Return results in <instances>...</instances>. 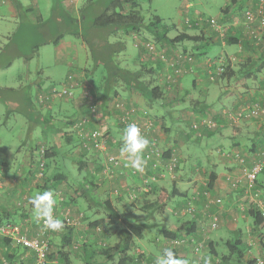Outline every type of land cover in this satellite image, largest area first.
<instances>
[{
	"label": "crops",
	"instance_id": "0c3cea01",
	"mask_svg": "<svg viewBox=\"0 0 264 264\" xmlns=\"http://www.w3.org/2000/svg\"><path fill=\"white\" fill-rule=\"evenodd\" d=\"M47 1L49 3L47 12L49 13L52 10V0ZM228 1L229 0H227V2L221 7V11L227 6V4L229 3ZM233 1L235 2L234 5L238 6L241 4L245 5L256 3L259 0ZM60 3L61 6L64 7L65 1L61 0ZM25 6L26 7H22V11H25V15L23 16L24 20L22 19L23 22L21 24V27L28 24L34 28L39 24L33 23L35 19L30 18V12L34 11L33 9H36V15L43 18L44 16L41 15V9L38 5L34 6V8L33 6H31V4H27ZM228 6H231L228 9L229 12L233 5L229 4ZM27 8L29 10L26 13ZM18 11L16 10V7H14L13 0H0V20L12 23V20L18 15ZM48 20L49 17H47L46 19L44 18V23ZM196 27L200 30L199 34L202 35L203 39L201 40L204 41L205 46L203 47V49H201V46L191 40H189V43L183 42L173 46L175 50L183 49L193 51L194 62L192 65V70L185 72V74L180 77L178 81V88H176L175 90V92L178 94H175L173 95V97H171L173 94V88L169 90L164 89V92L161 95L160 99L166 100L167 95H169L171 99L170 101H167L169 102L168 105L166 104V102L162 105L167 110L162 113L163 119H161L164 121H173L175 118H177L175 116L176 113L181 114L185 112L188 114V118H192L191 122L189 123L192 135H196L198 131L201 134V137L197 135L195 136L197 137L196 140L199 141L203 138L206 140L216 138L218 142V146L216 148L220 147L225 151L230 152L231 154L239 152L245 156L246 162L250 163L251 160H248L250 155L249 153H251V151L254 149L256 150V148L264 149V116L259 119L260 123L257 125H255L253 121L241 120L234 123L233 127H228L229 124L226 123V121L224 120L226 118H224L223 116L221 119H218V121L219 123L222 122L226 124L219 129L216 128L217 130H209L204 126H200V129L194 130L193 125L201 124L202 121H200V119L203 118L201 116H203V113H208L207 115H210V110L216 111L221 117V107L227 104L236 107L241 105L242 103H245L247 100L258 99L259 102L261 101L264 106V42L260 45H253L252 43H250L246 36H244L245 34L241 25L232 26L233 28L227 34L228 36H231V38H235L236 41L239 40L240 42H238L237 44H227L224 41V38L215 31L208 28H199L198 26ZM204 30L206 32H204ZM180 32L187 33L184 30ZM187 34L193 36L196 35L191 33ZM50 35L53 34L51 33ZM173 36H175V34L170 37ZM47 40H49V36H47L43 42L48 43ZM36 44L38 45V47L34 48V44L30 54H35L36 56H38L37 52L41 43ZM4 45V43L1 44L0 42V51L2 50ZM52 45L54 49V59L56 60V62H62L68 67V71L63 77L64 83L72 82L74 77V72L72 71V63L74 58H76L73 52L74 44L71 43L65 35L60 39L58 44ZM14 56L15 55L13 54L12 57ZM219 57L222 58L224 63L227 65L226 74H220L218 76L215 75L213 79H210L208 71L214 69V62H216ZM32 58L33 56H30L29 54L20 57H14V59H11L10 65L6 67H0V69H9L16 62V59H19L21 61V65L23 67V70L20 72L21 77L24 76L22 77L25 79L24 82H21L16 86H4L14 88L12 91H5L3 89H0V102L6 104L10 103V105L14 109L18 110L23 115V117L24 115L25 117H27V122H25L24 119L19 121L20 132L18 134V138H22L27 124L28 134L32 135V133L30 132V129L33 132L31 122L36 121V124L44 126L43 128L45 130L44 133L42 132V141L39 142L32 138L33 141H31L30 145L28 147L25 146L24 148L22 147V145H10L7 140L4 141L0 139V221H15L16 223L24 224L26 225L25 228H27L28 232L30 233H34L35 229H37L39 218L36 214L34 206L30 203V200L40 192L38 183H36L37 181H35L36 160L38 156L37 152L42 146H49V148L52 147V152H55L57 148V141L46 132H53L54 129L51 126V122L45 120L46 117L39 116L42 113L43 109H45V111L47 110V115H45L47 116V118L52 114V111H55V114H62L63 116L71 117H77L80 112L79 103L76 101V97L80 95L79 90L76 92V96L74 98L56 101L47 107L35 105L33 96L36 95L35 101L37 102V96L41 93H45L46 90L50 88L51 85H55V83L54 81L48 82V79L47 81L46 79L45 81L40 80L43 78V76H38V74L42 72V66L39 62H36L32 67L30 64ZM209 60H211L213 64L210 63L209 65ZM248 65L250 66L248 67ZM158 70L155 73V77L157 76ZM241 72L245 79L239 80L237 79V73ZM35 74L36 77L32 78V75ZM33 91L35 92V94L32 96ZM9 94L11 95V97L9 96ZM16 94H19V96L12 97V95L14 96ZM175 100L180 101L178 105H174L172 103ZM14 102H17L18 104L16 105ZM127 102L128 105L136 109L138 114H141H139V118H143L144 110H140L141 106H139L138 104H136V106L135 103L131 101V99H128ZM66 106L69 107L68 110L64 108ZM29 108L32 109L31 112H36V116L34 119L31 112H28L26 114L25 110H29ZM142 108L149 110V107L147 106ZM103 117L106 122L107 132L109 133V135H111V141H114L113 152H116L119 146L123 145L122 133L124 130L116 122V117L114 118V120L113 118H108L104 115ZM158 121L161 122V120L159 119ZM46 122L47 124L48 122H50V125H44ZM118 129L120 130L119 132ZM58 131H60L61 135H63L65 129L60 128L58 129ZM158 131L159 129L157 128L155 132L157 138L159 139L160 145L161 147H165V139L158 134ZM178 132L180 133V131ZM1 137L5 138V135ZM192 141L193 139L189 138L188 142L184 144L185 141L182 140L179 142L178 147L177 143H173L172 145H168L165 149H170L171 154H174L175 157L178 158L182 155V153L180 152L183 150V145H185L186 147L187 143ZM204 147L205 145L200 146L201 149H204ZM67 149L68 148H66V150ZM116 153H118V151ZM203 153L204 155H202V159L207 157V160L209 161L207 167L209 168L208 173H216V177L210 187L208 186L209 177L206 180L205 177H203V179L202 177L197 176V166H191L190 174H187V172H189L188 164L186 161H182L183 164H180L179 172L177 174L171 173L172 176L174 175L175 179H172L171 176L168 177L166 174L164 177H159V175H162V173L160 172L161 169H159L158 172H160V174H158L157 177L159 178L158 180L162 178V181L157 185L153 184V187H151L149 192L141 193L139 197L131 204L132 206H136L135 210L140 213H150L149 209L151 206V209H153L154 212H157L156 216H158V222L156 218H153V222H147L143 227L144 232H142L143 230L141 229L142 236H150L151 233L154 232H149V230H160L157 226L163 228L164 226H167L169 224H179L183 221H194L195 231L192 234L183 233L182 236L184 238H182L183 241L181 243L172 246L170 243V241L172 240L164 238L161 234V239L163 240L165 245L168 244L170 247L174 248L177 251V255L181 259H184L188 262L190 261V263L191 259L194 258L193 255L195 251L192 250V246L190 243H185V239L191 238V240L194 241L204 240V242L210 246L212 252L214 249H217L218 245L222 242L221 237H223V232L221 230L208 231L207 229H205V217L208 215H216L217 217L219 215L220 220H218L220 224L223 221V223L227 222L226 224L231 228L228 231L231 232L232 235L240 233L243 241L248 245V252H251L252 248L249 244L253 243L254 234L259 233L261 235H264V228L259 230L257 227H254V225L252 224V219L247 214V211H241L234 205L236 193L232 191L233 189L231 187H229V185L225 181V177L226 175H230L232 172H235L234 170L237 166L235 160L225 159L219 154H212L211 152H206L205 150H203ZM72 159L75 160L78 158H75L73 156ZM47 162L49 164L47 174H54L56 172L55 167L51 166L52 162H49L48 160ZM97 163H99V159H97ZM128 168L129 167H127L126 170ZM182 173H185L184 176H187L186 180L180 181L176 179V176L180 178L182 176ZM192 173L195 174V178H192ZM263 174L264 173L258 175L255 186L264 192ZM122 178L125 183H128L129 179L132 180L130 177L127 178L125 174ZM167 178L172 179L171 185H174L175 188H177L179 195L170 197V199L166 203L165 208L162 211H158L156 204L157 195L161 190H170L172 188V186H170L169 189L167 188ZM75 179L77 184H75V186L73 185L70 191L71 195H73V198H71L69 204L71 210L74 212L75 210L82 208L84 204L87 208V211H84V213L87 216L89 213H96L93 214V217L81 221V223L79 222V224L77 222L74 227H71L72 243L70 246H68L70 254L76 252L85 253L84 246L88 245L86 241V234L90 233L89 228L92 226V222L103 218V216H98L97 213L100 208L105 207L103 205V202H111L114 208L120 213L118 206L119 202H121V200L123 201L121 196H117V194L113 193V189L119 186L118 181L120 177L114 179L116 181L113 180L110 183L101 178H98L97 182L88 181L86 179L82 180L81 178H79V176H76ZM67 182L69 183L68 179H66L65 177L62 178L59 181V187L62 188L63 185L68 184ZM90 182L92 183L90 184ZM81 183L83 186L81 185ZM90 185L92 187H90ZM81 192L84 196L81 195ZM240 193H242L241 190ZM217 198L221 199V203L215 202ZM85 200H87L88 202ZM124 201L122 203H125ZM188 202L192 203V205L194 206V210L192 212L185 211V207L187 206ZM182 207L184 208L179 211V209H181ZM233 207L236 209L235 211L232 210ZM222 216L224 217V220H222ZM167 218L169 219V222L164 223ZM95 229H99V226L96 225ZM63 232H65L64 229L51 232V240L53 241V244H60L59 241ZM104 233L105 235L107 234L106 231ZM79 237L83 238V242H78L80 241ZM172 242L174 243V241ZM0 249H2L3 252L5 251V249H7L5 247V242L1 239ZM8 251L13 255L14 259L18 260V262L26 263L29 260L28 256L30 253L27 250L23 251L21 247L18 250L8 247ZM248 257L249 254L247 258ZM252 258L257 259L258 256H252ZM72 259H74L73 256L71 257V261ZM255 264H257V262H255Z\"/></svg>",
	"mask_w": 264,
	"mask_h": 264
},
{
	"label": "rangeland",
	"instance_id": "374dc122",
	"mask_svg": "<svg viewBox=\"0 0 264 264\" xmlns=\"http://www.w3.org/2000/svg\"><path fill=\"white\" fill-rule=\"evenodd\" d=\"M22 7H26L25 5L31 4V6H36L38 5L41 9V15L44 16L46 19L49 15L47 12V7H48V1L47 0H17ZM65 1L64 3V8L71 12L70 14L73 16H77L79 13V8L83 3H85L86 0H63ZM140 4V7L142 9V14H143V20L146 22L149 20V18L153 16H158L161 19V23L167 25L169 27V31L167 33V36L170 37L173 34H176L180 31H185L187 33L191 34H197L200 32V30L197 27H192L189 25H186L184 23L185 17L189 18L192 22L201 17L204 19V21L213 18L216 22L219 21V19L222 16V11L221 7L227 2V0H137ZM14 3V1H13ZM15 7V5H14ZM27 11L29 10L28 8L26 9ZM34 11L30 12V18L31 19H37L39 16L36 15V9H33ZM26 11V13H27ZM22 9L18 11V15L16 18L12 20V23L4 20H0V42L1 44L4 43V47L0 51V63L6 62L10 59H14V57H20L29 54L30 56H33L32 60L30 61L31 66L33 67L36 62H39L42 66V72L38 74V76H43L41 81H54L57 87H62V86H69L70 83H64L63 77L65 73L68 71L67 65H65L62 62H56L54 59V49L53 45L50 43H45L43 42L44 39L49 36L52 33V27L49 25V20L45 23H41L39 25H36L34 28L31 27L30 25L26 24L21 27V24L23 22V16L25 15V11L22 13ZM27 15V14H26ZM235 15H232L228 20H226L225 24L230 23ZM23 19V20H22ZM207 22V21H206ZM199 28H208L205 23H201L196 25ZM233 27L230 26L227 28L226 32H230ZM204 32H206L204 30ZM134 35L131 36H124V39L126 41V48L122 52H120L117 55V59L120 63V66L123 68H127L129 71H134L141 69L142 66L141 64H148V60H153L154 57H150L148 59L143 58L141 56V52L136 50V48L133 47L132 44H134ZM66 37L70 40L71 43H73V52L76 56L74 58L73 63H72V71L74 72V77L72 82H77L75 87L73 88V97L76 96V92L79 90L80 95L76 97V101L79 103V115L78 117L81 119L82 117H90V122H87L84 126H87L88 129H90L92 126L98 127V129L102 130L104 133V138L106 141V150L105 151H96V150H83L82 146L80 144V140L78 136L76 135V130L74 129V126H71V120L73 117L71 116H63L62 114H55V111L51 112L53 115L51 117L49 116L47 118V110L43 109L42 113L40 114L39 117H46L45 120H48L51 122V126L53 127V132L51 131H46L47 134L53 137L55 139L57 148L59 150V154L56 156L52 157L49 159V162H52V167H55L57 171H63L66 173V179H68L69 183L63 185V187H59V191L65 192L67 195L66 197L73 198V195H71V188L73 185L75 186L76 183V176H79L82 180L86 179L88 181L92 182H97L98 178L104 179L106 182L110 183L114 179H117L120 177L118 184L119 186L117 188L113 189V193L117 194V196H121L123 201L125 203H122L123 201L119 202V210H120V216L121 218H125L126 220H133L135 222H141V224H146L147 222H153V218L157 219L158 222V216L157 212H154L152 206L149 209V212H138L135 210L136 206H132V202H134L141 193L144 192H149L151 187H153V184H159L162 180H158L159 178L157 177V172L159 168H156V173L152 172L151 170L148 171V174L145 173V175H140L142 173L136 172L133 173V168L129 167L126 170V164L129 163L128 157L126 154L120 153L122 149V145L119 146L117 149L118 153L113 152L114 151V141H111V135L107 132V126L105 119L102 115V112L104 113V110L100 108L102 101L100 100V95L103 91V88H101V82H98L96 74L97 71H89L87 68L91 69L88 61V54L87 50L85 48V45L81 42L79 38H76L73 35H66ZM139 37H142L146 39L147 41L151 42H156L155 37L153 35H150L147 33L145 30L141 29L139 32ZM138 37V38H139ZM141 39V38H140ZM190 41H184V43H189ZM196 42L199 46H201V49L205 46L203 40H197L194 41ZM40 44L38 48V56L35 54L32 55L30 54L33 45L34 44ZM15 55L12 57V55ZM38 60V61H37ZM250 65H248L249 67ZM247 67V68H248ZM144 70V68H142ZM23 70V67L21 65V61L19 59H16V62L13 64V66L9 69H0V87L4 86H16L21 82H24L25 79L21 77V72ZM90 73H88V72ZM25 75V72H24ZM50 75V77H49ZM142 79L144 82H149L151 86L155 84H162V78L160 74L157 73V76L155 77V73L153 74H148L144 73L141 74ZM54 76V77H51ZM21 77V78H20ZM35 75H32V78H35ZM47 77V78H46ZM85 85L86 87H83ZM82 88H91L92 92L94 93L95 102H96V112L93 113L94 116H91L89 113L87 105L90 103L88 102L87 98L83 94ZM176 88H178V83L176 84V87L173 88V95L178 94L175 92ZM119 99L117 101L121 102V99L127 100L131 99L133 103L138 104L140 107V110H144V115L150 116L153 118L156 122V129L158 128V134L165 139L164 146L162 148L166 150L165 148L168 145H172L173 143H177V147L180 141L184 140V144L188 142L189 138H192L193 141L187 143L186 147L183 145V150L180 152L182 155L177 158L178 161L176 167L172 171L173 173H178L180 164L186 161L188 164L189 172L187 174H190V168L191 166H197L198 171H197V176L199 177H205L207 180L208 175H209V168L208 167V160L207 157L202 159V155H204L203 150L206 152H211L212 154H219L221 157L225 159H230V160H235L236 162V169L234 170L235 172L231 173L230 175L233 176H238L240 174V166L242 164L244 165H249V163L246 162L245 156L242 155L241 153L240 156H243V162L240 164L235 158V154H231L228 151H225L222 148H216L218 146V142L216 138H211L209 140L206 139H201V140H196L197 137L196 135H192L191 129L189 127V123L191 122L192 118H188L187 113H181L178 114L176 113V117L173 121H164L162 120V113L166 111L167 109L164 108L162 105L166 104L168 105L171 97L169 95L166 96V100H161L160 98L156 101L153 102V104L148 105V101L145 99V97L141 94L138 93H129V91H122V88L119 89ZM172 93V92H170ZM35 94V92H32V96ZM11 97V95L9 94ZM19 94L12 95V97H18ZM178 97V95H177ZM36 95L33 96V101L35 102ZM71 99V98H70ZM179 99V98H178ZM62 101V100H67L66 97H60V99H54V102L56 101ZM255 101H258V103L263 106V103L258 99H254ZM114 99L110 101L109 109H106V113L108 118H114L117 117L118 112H116V105H115ZM251 100H247L245 103H251ZM180 101L175 100L172 102L174 105H178ZM16 105L18 104L17 102H14ZM89 103V104H88ZM243 103V104H245ZM262 103V104H261ZM152 105V106H151ZM137 106V105H136ZM149 107V110L143 109L142 107ZM151 107V108H150ZM170 107V106H169ZM226 108L230 111H233L236 107L233 105H225L222 106V108ZM264 107V106H263ZM66 110L69 109L68 106L64 107ZM85 108V109H84ZM139 109V108H138ZM102 110V111H101ZM136 110V109H135ZM146 110V111H145ZM10 113V114H9ZM140 114V113H139ZM208 114V113H207ZM203 113L202 119L206 117L207 119H212V120H217V116L219 114L214 111L210 110L209 114L207 115ZM217 114V115H216ZM141 115V114H140ZM263 117V116H261ZM261 117H254L251 119H241L242 121H253L255 125L260 123ZM118 118V117H117ZM162 118V119H161ZM25 120L27 122V117H23V115L16 109H14L10 103H1L0 102V139L1 140H7L10 145H22L24 148L25 146L28 147L31 143V141L36 140V141H42V132L44 133V126L38 125L35 122H31L33 132L30 129L31 134H28L27 128L28 124L26 126L25 131L23 132V136L21 139L18 138V134L20 132V120ZM161 120V122L158 121ZM200 119V121L202 120ZM224 119V118H223ZM93 120V121H91ZM227 124L231 125L228 127H233L234 123H231L228 119H224ZM238 120V121H241ZM237 121V122H238ZM48 122V124L50 123ZM163 122V124H162ZM217 122V121H216ZM94 123V124H93ZM226 123L220 122L217 125V129L220 127L224 126ZM47 124V122H46ZM47 124V125H48ZM30 125V126H31ZM50 125V124H49ZM34 126V127H33ZM65 129V132L63 135H61V132L58 131V129ZM215 128V129H216ZM216 129V130H217ZM197 130V129H194ZM193 130V131H194ZM120 130L118 129V132ZM180 131V133L178 132ZM5 135V138L1 137ZM65 136H70V140L67 141L65 139ZM201 137V136H200ZM33 138V139H32ZM11 139V140H8ZM34 144V143H33ZM41 145V143H40ZM204 149H201L200 146H204ZM48 150L49 146H42L40 149L43 150ZM66 148H68L66 150ZM106 154H113L118 156V161H119V167L117 166L116 169L114 170V173L112 176H110V173H107L103 171V166L102 162L104 163V158ZM189 154V155H187ZM207 154V153H206ZM251 154V153H249ZM76 155V156H75ZM78 158V159H72V157ZM79 156V157H78ZM71 157V158H70ZM97 159H99V163H97ZM218 159V158H216ZM220 159V158H219ZM252 160V155H249V159ZM189 162V163H188ZM82 163V165H81ZM251 163V161H250ZM100 172V173H99ZM196 173V172H195ZM264 173V171L262 172ZM130 177L132 180L129 179L128 183L123 181V175ZM152 174H155L156 178L152 179L151 177ZM168 177L171 176L172 179L174 178V175L172 176L171 173L167 174L165 173ZM185 173H182V176L178 178L176 176V179L178 180H186L187 176H184ZM192 178H195V174L192 173ZM162 175H159L161 177ZM228 176V175H226ZM264 176V174H263ZM164 177V176H163ZM35 176V181L36 183H39L41 180ZM100 179V180H101ZM167 178V188L169 189L171 185V180ZM204 179V178H203ZM116 181V180H114ZM225 181L227 184L230 186L229 181L227 180V177H225ZM41 184V183H39ZM121 184V185H120ZM178 185V184H177ZM83 188V187H82ZM235 193H236V198H235V206L238 208L237 203L240 201L241 194L239 188H233L231 187ZM75 189V188H73ZM84 189V188H83ZM236 190V191H235ZM79 191V190H76ZM122 194V195H121ZM264 194V192H263ZM81 195L82 192H81ZM84 196V195H83ZM264 198V196L262 195ZM86 198V196H85ZM238 200V201H236ZM87 201V200H85ZM88 202V201H87ZM70 206L66 204L64 206L63 210L66 208H69ZM98 207V206H94ZM134 210H133V209ZM184 207L179 209L181 211ZM71 209V208H70ZM95 209V208H94ZM239 209V208H238ZM232 210H236L234 207ZM247 210V209H246ZM84 211H87L86 206L83 204L82 208H79L75 210L74 212L72 210H69V214L72 216V220L74 219L76 222L81 223V221L87 220L88 218L93 217V214L95 213H89L88 216L84 213ZM178 211V212H179ZM186 211V207H185ZM98 216H103L102 220L100 221L101 223H97L96 225L99 226V229H95V226H91L89 228L90 233L86 234L87 238V244H90L92 247L90 248L93 249V255L90 254V251L88 253L83 254L82 252L80 253H72L70 254L71 257L73 256L74 259H72L71 263L72 264H85L86 262L90 261L91 264H116L117 262V257H115L111 261H106V257L103 254V250L112 247L118 240V230L122 227H124L123 223L120 222L118 224L114 223H109L108 218L105 217V210L104 208H100L99 211H97ZM154 213V215H153ZM214 214V213H213ZM148 215V216H147ZM206 221L208 219V216L205 217ZM218 219L219 215H218ZM222 220H224V217L222 216ZM233 220V219H232ZM172 221V217H171ZM169 222V219L167 218L164 223ZM224 222V221H223ZM221 223L218 221V224L216 228L212 229L215 231L221 230L223 232V237H221L222 242L218 245L216 254H211L210 251L208 250V255L203 257L201 259H197L198 255L194 253V258L191 259V262H196L197 264H223L221 262V257L223 255H226L228 253L226 246L224 245V241L227 240L228 238L231 237L232 233L229 232L228 230L231 229L225 222ZM22 227H26V225L21 224ZM74 226V225H73ZM151 229V228H150ZM94 230V231H92ZM99 230V231H98ZM143 230V227H142ZM102 231H106L107 234H102ZM154 231V232H153ZM209 231V230H208ZM52 232V231H51ZM51 232H49L51 234ZM144 232V230L142 231ZM151 233L150 236H142L139 234L137 237H134L131 244L128 253L130 255H139L140 253L142 254L141 256L143 257L144 260L147 258L150 259L147 260L146 262H153L154 264H157V261L162 257L163 251L165 249V246L168 245L163 242L161 239V231L160 230H149ZM264 232V229H263ZM109 234V236H108ZM84 236V235H83ZM80 241L78 242H83V238L79 237ZM254 241L251 243V252H248L245 254V257L247 258H252V256H258L256 261L258 259H261L264 261V235L261 234H254L253 237ZM186 241V240H185ZM194 241V240H193ZM204 240H195L194 242H188V244H191V248L193 250L194 246L196 243L200 242L202 244ZM171 244H173L172 241H170ZM253 244V245H252ZM169 246V245H168ZM203 251V249H202ZM91 255V256H90ZM252 255V256H251ZM182 257V256H181ZM54 258V257H51ZM245 258V259H246ZM244 259V261H245ZM232 261H235L234 258H231ZM232 261H229L228 264H233ZM35 262V257L31 261L28 260L27 263L25 264H34ZM56 260L51 261L50 258L47 257V260L45 261L44 264H55ZM188 262V261H187ZM0 264H18V260L14 259L12 260L11 258H8L4 255L3 250L0 249ZM190 264V261L188 262ZM195 264V263H193Z\"/></svg>",
	"mask_w": 264,
	"mask_h": 264
},
{
	"label": "trees",
	"instance_id": "16d2710c",
	"mask_svg": "<svg viewBox=\"0 0 264 264\" xmlns=\"http://www.w3.org/2000/svg\"><path fill=\"white\" fill-rule=\"evenodd\" d=\"M13 1L17 11L23 9L21 4L17 0H13ZM60 1L61 0H52V10L49 12L48 17H49V25L52 27L53 35H49V40H47V42L56 45L59 43L60 39L63 38L65 35H73L76 38H79L81 42L85 45L88 54L89 65L91 67V69L89 68L87 69L89 71H97L96 74L97 80L98 82H101V86H102L101 88H103V91L99 97L100 100L102 101L100 108L104 110V113L103 112L102 113L105 117H108L106 113L107 111L106 109H109L110 101L112 99H116V100L119 99L118 97L120 93L119 90L120 88H122V91L125 92L129 91V93L132 94L135 92L143 95L145 99L148 101L149 105L153 104V102H156L159 98H161V95L164 92V88L161 83L160 85L155 84L151 86L149 82H144L143 80H141L142 79L141 74H144L145 72L148 74H153L156 73L159 68L160 69L158 70V74H160L165 67L164 62L159 57V55L152 54V52H150L148 48L144 46V44L143 45L138 44L137 46H134V44H132L137 51L139 50L141 52V56L143 58L148 59L150 57H154V59L150 60L148 64H141L144 70L141 68L138 70L129 71L127 68H123L122 66H120V63L117 59V55L126 48V41L124 39V36L136 35L139 37V32L141 29H143L147 33L155 37L156 42H152V43L155 44V48L158 50V52L163 51L164 55L170 57V56H175L174 52L179 51L192 55L193 60H194L193 51L183 50V49L175 50L173 46L179 43H183L184 41H189V40L197 41L203 39L202 35L199 33L193 36L184 32H178L177 34H175V36L168 37L167 33L169 31V27L161 23L160 17L152 15V17L149 18V20L144 22L142 9L137 0H86L85 3H83L79 8V13L77 16L71 15L70 14L71 12H69L64 7L61 6ZM228 2L229 3L227 4V6L222 9V16L217 22L218 24H225L226 20H228L232 15H235L241 9L251 4V3L245 5L241 4L236 6L234 5L235 2L233 0H229ZM229 4L233 6L228 12V9L231 7L228 6ZM208 21L207 22L204 21L203 23L206 24L208 29L218 33L209 25ZM33 23L36 24L44 23V18L39 16L37 19L34 20ZM198 24L199 23L194 24L191 20L189 21V26L196 27V25ZM228 33L229 32L225 31L221 36L224 38V41L227 44H237L238 42H240L239 40L236 41L235 38H231V36H228L227 35ZM139 38H141L139 42L141 40H146L142 37ZM37 47L38 45L35 44L34 48ZM10 63H11V59L6 62L0 63V67H6L10 65ZM186 66L188 68V64H186ZM226 71H227V65L224 67V71L222 72L221 75H225ZM184 74L185 73H183L182 76ZM237 74H238L237 79L239 80L245 79V77L242 75V72ZM0 89H3L5 91H12L14 88L0 87ZM57 98L58 97L51 98L46 103L43 104H40L38 103V101L37 102L35 101V105L41 107H47L54 102V99ZM127 100L121 99L122 106L116 107V112H118L117 114L118 118L116 117V122L123 130H125L127 125L121 121V115L124 114L126 110L128 109L134 110V114L139 117L138 112L134 109V107L128 105ZM251 101L254 102L255 100L253 99ZM86 107H88V105ZM31 110L32 109L30 108L29 110H25L26 114L28 112H31ZM31 113L33 114L32 117L34 119L36 116V112L32 111ZM219 117L220 116H218V119H221L222 115L220 118ZM143 118H149L151 120L153 119L150 116H146V115H143ZM78 119H79L78 116L73 117V119L71 120V126L74 125V123ZM218 119L216 121L219 123ZM152 121H154L153 125L156 126V121L154 119ZM44 125L47 124L45 123ZM155 130H151V131L149 130L147 133L148 135L146 136V138L149 141L147 148L150 147L153 153H155L154 149H158L159 152L161 150L162 152L161 162L162 164H165L171 156L175 157V155L171 154L170 149L164 150L161 147ZM209 130H215V128ZM65 139L69 141L71 138L70 136H65ZM51 148L52 147L48 148V150L47 148L46 150L40 149L37 152L38 156L36 160L35 175L37 174V172H39L42 164L43 168L41 169L43 171V176L40 178L41 181L39 183L41 184L38 183V187L40 190L39 193H43L45 191L53 192L55 204L53 205L51 215L53 214L54 219L62 221L64 225L62 229H64L65 232H63L60 237V241H59L60 244H53V241L51 240V234L49 233L52 230L49 229L44 230L43 237L47 238L49 245V251L47 253L46 260L48 257L51 259V261L56 260L55 264H72L68 246H70L72 243L71 227H74L73 225L75 224H66L63 219V214L67 210L69 211V208L71 207L66 208L64 210L63 208L64 206H66V204L68 205L70 204V200L72 197L68 199L66 197L67 195L65 194V192L59 191V181L62 178L66 177L65 172L57 171V169L55 168L56 172L54 174L51 175L47 174V169H49V164L47 160L49 161V159H51L52 157L56 156L57 153H59V150L57 148L55 152H52ZM82 149L85 151L84 148ZM261 149L264 150L263 148ZM255 151L256 150L254 149L251 151V153ZM175 163L177 165L178 163L177 158L175 159ZM158 173L159 172H157V175ZM208 177H209L208 186L210 187L213 184V181L216 177V173L211 172L208 175ZM91 183L92 182H90V184ZM255 185H256V181H255ZM90 187L92 186L90 185ZM176 195H179V192L174 185L170 190H165V189L161 190L156 197L157 210L162 211L165 208L166 203L170 199V197ZM103 205L105 206L104 207L105 217L108 218L109 223L118 224L122 222L124 225V227L118 230L119 238L117 242L112 247L103 250V254L106 257V261H111L115 257H117L116 264H140L141 261H145V262L147 260L150 261V259L148 258L144 260L143 257L141 256L142 255L141 253L137 256L135 255L132 256L128 253L133 238L141 234V229L142 227H144L145 224H141V222L139 223L133 220L129 221L126 220L125 218H121L120 213L114 208V206L109 201L103 202ZM246 211L247 214L251 217L252 224L254 225V227H257L259 230L263 229L264 216H262L258 208L252 206L248 208ZM68 216L72 217L69 213ZM45 218L46 217H42V216L38 218L37 229H35L34 233L27 232L29 236L36 235L42 230L41 228H43L42 225H43V220ZM101 220L102 219L96 220L92 222L91 225L95 226L97 223H101L100 222ZM2 222L3 221H0V223ZM11 222L14 223L15 221H11ZM157 227L158 229H160L161 234L164 238L171 239L172 241L175 240L178 241L184 238L182 236L183 233L192 234L195 231V222L183 221L179 224H169L167 226H164L163 228H160L159 226ZM102 234H105L104 231H102ZM0 239L5 242V247L7 249H5L3 253L6 257L14 260L13 255L8 251V247H11L12 249L15 248L17 250L21 247L23 251L27 250L30 253L28 256L30 263L34 259L35 254L33 251H29L26 247H23L20 244L14 245L12 243L11 238L0 236ZM185 240H186L185 243L193 241L191 240V238ZM175 244L178 243L174 242L171 245L173 246ZM224 245L226 246L228 253L221 257V262L223 264H228L229 261H232L231 258L235 259V261H232L233 264H255L256 262L255 258L245 257V253H247L248 245L245 244L240 233L231 235L230 238L224 241ZM84 247H85V253L87 254L92 246L88 244L85 245ZM166 248L171 249L174 252L175 256L177 258H180L177 255V251L174 248L170 246H166L165 249ZM201 248L203 249V253L205 256L208 255V250L210 251V255L217 253V251L215 253V249L212 252L210 246L204 241L202 242ZM90 254L93 255V249H91ZM18 264H25V263L18 262ZM85 264H91V263L90 261H88Z\"/></svg>",
	"mask_w": 264,
	"mask_h": 264
},
{
	"label": "built area",
	"instance_id": "2783aa9c",
	"mask_svg": "<svg viewBox=\"0 0 264 264\" xmlns=\"http://www.w3.org/2000/svg\"><path fill=\"white\" fill-rule=\"evenodd\" d=\"M209 20V21H208ZM208 21L209 25L218 32L220 36L226 31V29L230 26L241 25L243 28V32L246 38L253 44V45H260L264 42V1L259 0L258 3H251L249 6L241 9L237 12L233 18V20L228 24H218L213 18H210ZM190 19L185 17L184 22L189 25ZM204 19L201 17L195 19L193 23H202ZM134 46L138 44H144L145 47L148 48L152 54H158L159 57L165 64L164 69L160 73L162 78V86L165 90H169L171 88L176 87L180 77L183 73L192 70L193 65V58L192 55L183 53V52H174L175 56L167 57L164 55L163 51L158 52L155 48V44L147 41V40H140L138 36L134 35ZM209 65L211 60L208 61ZM188 64V68L186 66ZM226 64L222 60V58H218L216 62H214V69L209 70V78L213 79L214 76H218L222 74L224 71V67ZM69 86H62L57 87L56 85L50 86L45 93L39 94L38 102L43 104L46 103L49 99L54 97H73V88L77 84V82H69ZM83 87H86L83 85ZM83 94L87 98L88 109L91 116H94L93 113L96 112V102H95V95L92 92L91 88H82ZM116 100V99H114ZM115 105L122 106L121 102L115 101ZM220 113L223 117L228 119L231 123H236L238 120L241 119H251L254 117H261L264 116V107L261 106L257 101L251 103H245L237 106L233 111L226 109L225 107L220 110ZM153 120V119H152ZM149 118H139L137 115L134 114V110L128 109L124 114L121 115V121L124 122L126 125L129 124H136L140 130L141 135L146 138L148 135V131L155 130L156 126L153 125V122ZM93 121V120H91ZM201 124L193 125L194 129H200V126H204L208 129H214L219 124L215 120L204 118L201 120ZM87 122H90V117H82L79 118L74 123V129L76 130V135L80 140V144L82 148L85 150H96V151H105L106 148V141L104 138V133L102 130L98 129L96 126H92L88 129L87 126H84ZM94 124V123H93ZM197 136H200V132L196 133ZM152 149L145 148L142 152L141 158L144 162V167L142 171L133 170V173L140 172L145 175L148 174V171L151 170L152 172L156 173V168H161L162 177L165 176V173L169 174L172 173L174 168L176 167L175 157L171 156L165 164H162L161 157L162 152L158 151V149H154L155 153L151 151ZM122 153V152H120ZM251 163L249 165L242 164L243 156L238 153L235 154V158H237L239 163L242 164L239 168L240 174L238 176L228 175L227 180L230 183V186L233 188H239L242 191L240 201L237 203L239 210H246L252 206L258 208L261 212L262 216H264V198L262 197L263 191L258 189L255 186V181L258 175L264 171V150L261 148L256 149L255 152H252ZM118 156L113 154H106L104 158V163L102 162L103 171L110 173V176L113 175L114 170L116 167H119ZM41 168L43 165L41 164ZM40 168L39 172H37L36 177L41 178L43 176V171ZM160 172L158 174H160ZM149 175V174H148ZM152 179H155V174H152ZM59 194V193H58ZM61 198V197H60ZM216 203H221V199L217 198L215 200ZM194 210V206L192 203L188 202L186 206V212H192ZM69 211L67 210L63 214V219L66 224H76L77 222L71 217L68 216ZM52 214V218H53ZM54 219V218H53ZM45 220H43V228L42 230L37 233L36 235L29 236L27 228L21 226L20 223L16 222H2L0 223V236L1 237H9L12 240L14 245L20 244L23 247H26L29 251H33L35 254V262L34 264H44L46 261V256L49 251L48 240L46 237H43L44 230H48L45 227ZM218 217L216 215H208V219L205 223V229L212 230L216 228L218 224ZM48 232V231H47ZM181 240H175V243L182 242ZM201 243L198 242L195 244L193 250L198 255L197 259H201L204 255ZM193 251V252H194ZM257 264H264V261L258 259ZM197 264L195 261L191 262L190 264ZM140 264H153L152 262H145L141 261Z\"/></svg>",
	"mask_w": 264,
	"mask_h": 264
},
{
	"label": "clouds",
	"instance_id": "9594fccd",
	"mask_svg": "<svg viewBox=\"0 0 264 264\" xmlns=\"http://www.w3.org/2000/svg\"><path fill=\"white\" fill-rule=\"evenodd\" d=\"M122 140L123 147L121 152L127 155L129 161L125 166L142 171L144 162L141 158V153L148 146V139L142 136L140 128L132 123L127 125L123 131ZM30 203L34 206L38 217H46V229L59 231L64 227L62 221L53 219L51 215L53 205L55 204L53 192L45 191L38 193L30 200ZM157 264H188V262L184 259L177 258L171 249L166 248L163 251L162 257L157 261Z\"/></svg>",
	"mask_w": 264,
	"mask_h": 264
}]
</instances>
